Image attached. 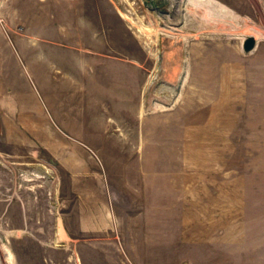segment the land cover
Instances as JSON below:
<instances>
[{
  "label": "rangeland",
  "instance_id": "rangeland-1",
  "mask_svg": "<svg viewBox=\"0 0 264 264\" xmlns=\"http://www.w3.org/2000/svg\"><path fill=\"white\" fill-rule=\"evenodd\" d=\"M206 1L0 0V57L5 38L16 58L34 40L101 46L139 65L141 91L138 123L117 117L132 144L90 147L114 233L79 224L73 177L99 170L85 147L0 121V264H264V0Z\"/></svg>",
  "mask_w": 264,
  "mask_h": 264
},
{
  "label": "crops",
  "instance_id": "crops-1",
  "mask_svg": "<svg viewBox=\"0 0 264 264\" xmlns=\"http://www.w3.org/2000/svg\"><path fill=\"white\" fill-rule=\"evenodd\" d=\"M0 29H6L1 19ZM6 39L0 57V121L4 129L25 132L39 145L53 149L68 144L66 141L85 147L99 170L84 165L73 177L82 185L77 192L80 201L88 204L79 224L85 233H114L113 199L104 160L90 147L132 144L117 117L135 115L139 121V65L112 59L101 46H67L44 40L22 43L20 52L15 50L16 58ZM12 69L15 77L10 74Z\"/></svg>",
  "mask_w": 264,
  "mask_h": 264
},
{
  "label": "water",
  "instance_id": "water-1",
  "mask_svg": "<svg viewBox=\"0 0 264 264\" xmlns=\"http://www.w3.org/2000/svg\"><path fill=\"white\" fill-rule=\"evenodd\" d=\"M256 47H257V41L255 40V38L246 39L243 46L244 52L247 54L254 52Z\"/></svg>",
  "mask_w": 264,
  "mask_h": 264
},
{
  "label": "bare ground",
  "instance_id": "bare-ground-1",
  "mask_svg": "<svg viewBox=\"0 0 264 264\" xmlns=\"http://www.w3.org/2000/svg\"><path fill=\"white\" fill-rule=\"evenodd\" d=\"M206 3L213 5L212 1L208 0V2L206 1Z\"/></svg>",
  "mask_w": 264,
  "mask_h": 264
}]
</instances>
